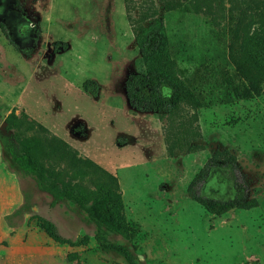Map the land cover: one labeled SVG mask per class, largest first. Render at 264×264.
I'll list each match as a JSON object with an SVG mask.
<instances>
[{"label": "rangeland", "instance_id": "obj_1", "mask_svg": "<svg viewBox=\"0 0 264 264\" xmlns=\"http://www.w3.org/2000/svg\"><path fill=\"white\" fill-rule=\"evenodd\" d=\"M16 3L0 0V22L11 37L0 30V127L12 112H24L117 177L124 215L135 230L129 238L103 230L105 241L126 247L137 264H264V80L245 67L234 36L238 16H264V0H132L139 8L154 4L164 18L179 76L195 95L164 118L137 113L127 102L125 81L142 62L123 0L121 16L113 0L111 38L102 10L101 40L89 33L78 37L83 20L64 18L82 17L94 0H50V11L47 0H20L29 15ZM42 12L51 17L52 32L63 37L57 41L70 44L68 51L52 52ZM17 47L35 51L27 58ZM89 79L100 84L97 97L82 88ZM5 130L0 129V264H10L19 238L29 254L51 249V264H128L117 253L101 251L98 227L78 206L60 199L51 207L54 199L10 157L12 131L8 125ZM191 145L203 149L189 152ZM217 147L235 153L239 176L245 174L258 207L216 213L190 199L191 181ZM221 176L228 189L215 194L236 195L231 185L238 176ZM35 215L52 220L65 237H88V245L53 242ZM46 263L38 256L19 264Z\"/></svg>", "mask_w": 264, "mask_h": 264}, {"label": "trees", "instance_id": "obj_2", "mask_svg": "<svg viewBox=\"0 0 264 264\" xmlns=\"http://www.w3.org/2000/svg\"><path fill=\"white\" fill-rule=\"evenodd\" d=\"M124 2L142 62L141 68L130 73L125 81L127 102L137 113L157 114L160 118L171 117L181 105L195 100V95L179 76L170 52L164 18L154 4L139 8L132 5V0ZM15 7L25 12L20 0H17ZM112 9L113 0H106L103 9L104 31L109 38L112 37V31L107 23ZM135 11L137 14L133 15ZM40 21L38 19L37 22L38 38H41L42 33ZM0 30L11 40L4 22H0ZM234 36L237 53L245 67L264 80V16L259 19L238 16L234 24ZM70 47L64 41L51 43L55 54L64 53ZM17 49L20 50L18 47ZM34 51L35 49L30 52L20 50L27 58H31ZM82 88L90 96L97 97L100 84L89 79L83 82ZM5 122L8 131H12L7 139L10 157L54 199L51 207H55L60 199L72 202L98 227L95 240L101 251L117 253L125 257L128 264H137L126 247L106 242L103 235V230H107L129 238L135 230L124 215V200L117 177L94 161L80 157L65 141L50 134L38 122L29 120L24 112L20 115L12 112ZM195 147L191 145L188 151L203 149V146ZM225 172L238 176L231 185L236 195L229 198L217 195L228 189V183L221 176ZM241 173L235 153L228 148L217 147L211 151L210 157L191 181L187 189L188 196L210 212L224 213L231 209L256 208L259 202L248 190L245 174L242 175L244 178H240ZM34 217L46 235L57 244L77 247L89 243L88 237L79 241L65 237L56 223L48 218L38 215Z\"/></svg>", "mask_w": 264, "mask_h": 264}, {"label": "crops", "instance_id": "obj_3", "mask_svg": "<svg viewBox=\"0 0 264 264\" xmlns=\"http://www.w3.org/2000/svg\"><path fill=\"white\" fill-rule=\"evenodd\" d=\"M95 1V6H89V5H85V7L83 8L82 14L83 16H77L74 18H71V16L68 17H64L65 20H69V19H73L75 20V23H79L83 20V25L79 27V36H85L86 34H90L95 38L98 39H102V27L101 24L98 20H100V16L103 10V7L105 5L106 0H94ZM116 3L115 6V12L117 14V10L120 12L124 11V7L121 11V7L122 4H120L121 0H114ZM124 1V0H123ZM125 3V2H124ZM48 5L49 8L47 11H50V0H48ZM87 11V12H86ZM123 13H121L119 16L123 15ZM50 19V20H49ZM47 18L44 15V12H42V24L44 25V31L47 33L48 36H50L52 38V41H57L59 39H63V37H60L57 35V32H52V28L49 27L48 22H51V17ZM64 20V21H65ZM93 32V34H91V32ZM82 38V37H81ZM66 40V39H65ZM18 241V250H12V254H10V264H19L21 261H25L26 262V258H29L30 261L34 259V257H38L39 259H41L43 256H45V258H47V263L46 264H51V258L50 255L52 254L51 249H49L48 252H45L43 250H39V252L37 254H29V249H26V245L25 242L23 241V238H19L17 239ZM47 244L50 247L52 245V241L50 239L47 240ZM55 248V247H54Z\"/></svg>", "mask_w": 264, "mask_h": 264}, {"label": "water", "instance_id": "obj_4", "mask_svg": "<svg viewBox=\"0 0 264 264\" xmlns=\"http://www.w3.org/2000/svg\"><path fill=\"white\" fill-rule=\"evenodd\" d=\"M7 126V123L6 122H4L2 125H1V127H0V129L4 132V133H6V130H5V127ZM9 134H11V133H9Z\"/></svg>", "mask_w": 264, "mask_h": 264}, {"label": "flooded vegetation", "instance_id": "obj_5", "mask_svg": "<svg viewBox=\"0 0 264 264\" xmlns=\"http://www.w3.org/2000/svg\"><path fill=\"white\" fill-rule=\"evenodd\" d=\"M15 5H16V4H15ZM15 8H16V7H15ZM17 10H18V9H17ZM18 11H19V10H18ZM20 12H21V11H20ZM22 13H26L27 15H29L28 12H22ZM39 18H40V15H39ZM38 40H39V39H38ZM38 40H37V41H38Z\"/></svg>", "mask_w": 264, "mask_h": 264}]
</instances>
